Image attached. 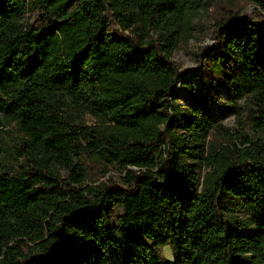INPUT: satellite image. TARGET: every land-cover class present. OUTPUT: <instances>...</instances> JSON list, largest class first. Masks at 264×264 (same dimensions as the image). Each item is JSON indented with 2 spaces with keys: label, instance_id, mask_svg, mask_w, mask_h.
Here are the masks:
<instances>
[{
  "label": "trees",
  "instance_id": "1",
  "mask_svg": "<svg viewBox=\"0 0 264 264\" xmlns=\"http://www.w3.org/2000/svg\"><path fill=\"white\" fill-rule=\"evenodd\" d=\"M211 1L0 0V264H264V0H220V110L171 59Z\"/></svg>",
  "mask_w": 264,
  "mask_h": 264
},
{
  "label": "rangeland",
  "instance_id": "2",
  "mask_svg": "<svg viewBox=\"0 0 264 264\" xmlns=\"http://www.w3.org/2000/svg\"><path fill=\"white\" fill-rule=\"evenodd\" d=\"M235 5H230L224 1L212 0L209 7H201L197 13L191 16L188 20V30L184 32V38L179 41L177 48L172 54V61L179 69L185 68H195L197 70L196 74L191 78V87L198 98H205L206 102L220 110L217 101L226 97V89L223 84L219 81V76L217 73H213L209 70V67L205 66V61L207 60L206 55L207 47L211 46L215 41V19L221 14L227 13L230 8L238 9L240 15H255L254 6L249 3H234ZM38 18V11H29L24 16V22L33 24ZM254 20L260 21L259 17H253ZM206 47V48H205ZM177 89H182L180 97L186 99L189 97L190 89L177 86ZM242 100H237L241 104ZM221 124L228 131L231 132V136H221L213 135L212 139L220 145L232 146V143H236L239 146L242 137V132L245 130V125L241 124L242 118L236 114V112H221ZM87 123H91L92 119L87 118ZM4 129L11 130L14 129L13 125H6ZM247 130V129H246ZM249 134L251 131L248 129ZM18 133L14 131L13 135ZM6 139L9 140L10 136L5 135ZM10 143V141H9ZM94 172V170H93ZM96 179V183L99 181H111L120 184V173L118 169L112 168L107 174L101 177H97V174H92ZM173 256L172 248L168 245H164L159 249V256L165 260L172 261L173 259H168V256Z\"/></svg>",
  "mask_w": 264,
  "mask_h": 264
},
{
  "label": "clouds",
  "instance_id": "3",
  "mask_svg": "<svg viewBox=\"0 0 264 264\" xmlns=\"http://www.w3.org/2000/svg\"><path fill=\"white\" fill-rule=\"evenodd\" d=\"M168 259H173V257L171 255L168 256Z\"/></svg>",
  "mask_w": 264,
  "mask_h": 264
}]
</instances>
